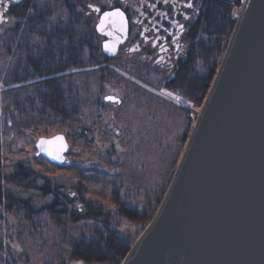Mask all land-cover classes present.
Returning a JSON list of instances; mask_svg holds the SVG:
<instances>
[{
  "label": "rangeland",
  "instance_id": "rangeland-1",
  "mask_svg": "<svg viewBox=\"0 0 264 264\" xmlns=\"http://www.w3.org/2000/svg\"><path fill=\"white\" fill-rule=\"evenodd\" d=\"M36 1L40 10L54 4ZM240 10L236 8V18ZM57 11L52 21L58 19ZM2 26L1 152L6 181L13 164L22 162L63 185L64 191L81 182L87 198L110 209L111 226L125 239L132 238L135 226L116 214L115 197L137 211L154 202L177 167L196 114L187 120L176 102L159 93L164 76L93 75L85 69L57 77L68 117H55L41 103L46 90L40 89V78L25 75L28 58L40 57L44 46L28 25L18 30L11 23ZM88 54H82L84 68L93 66ZM110 93L121 99L119 105L103 102V95ZM59 133L69 145L67 163L61 166L37 156L34 147L38 138ZM5 189L17 198L31 196L35 208L50 202L14 183L5 182ZM101 228L97 222L71 220L67 214L52 216L42 210L28 215L19 205H0V264H76L69 260L71 243L90 239Z\"/></svg>",
  "mask_w": 264,
  "mask_h": 264
},
{
  "label": "water",
  "instance_id": "water-1",
  "mask_svg": "<svg viewBox=\"0 0 264 264\" xmlns=\"http://www.w3.org/2000/svg\"><path fill=\"white\" fill-rule=\"evenodd\" d=\"M115 29L102 45L110 55L125 21ZM199 109L153 218L120 264H264V0H244ZM41 140L52 143L41 151ZM34 147L67 163L61 133Z\"/></svg>",
  "mask_w": 264,
  "mask_h": 264
},
{
  "label": "flooded vegetation",
  "instance_id": "flooded-vegetation-1",
  "mask_svg": "<svg viewBox=\"0 0 264 264\" xmlns=\"http://www.w3.org/2000/svg\"><path fill=\"white\" fill-rule=\"evenodd\" d=\"M52 1L53 5L44 4L40 10L36 0H0V33L2 25L11 23L16 30L28 25L31 34L44 46L40 57L28 58L25 75L50 78L89 69L93 75L164 76L162 84L171 79L180 59L197 43L198 23L208 3L192 0L193 7L188 8L187 0ZM115 8L124 13L123 20L103 16ZM57 9L58 19L54 17L52 21ZM124 21L126 36L116 53L110 55L102 45L110 41L108 36L118 34L115 26ZM179 25H184L183 31ZM84 51H89L87 61L93 64L90 68L83 67ZM109 96L120 102L105 100ZM103 102L119 105L121 99L110 93L103 95ZM180 111L187 120L191 118L188 110Z\"/></svg>",
  "mask_w": 264,
  "mask_h": 264
},
{
  "label": "trees",
  "instance_id": "trees-1",
  "mask_svg": "<svg viewBox=\"0 0 264 264\" xmlns=\"http://www.w3.org/2000/svg\"><path fill=\"white\" fill-rule=\"evenodd\" d=\"M230 1L239 8L244 2V0H208L205 13L198 23L200 33L195 34L197 43L183 55L174 68L171 79L163 84L165 89L188 100L194 107L200 106L206 95L218 59L222 58L234 28L236 18L232 17ZM37 77L40 78L38 81L40 89L46 90L41 95L43 106L51 115L67 118L58 78H49L45 75ZM1 134L0 110V205L8 208L19 205L28 215L45 210L52 216L67 214L71 220L85 219L101 225L102 228L96 229V234L90 239H79L71 243L69 260L76 264H120L135 239L153 218L174 171L173 169L154 202L148 204L142 211L124 207L115 197L116 214L128 224L135 226L132 238L125 239L118 233L116 227L111 226L110 209L97 200L87 198L85 185L81 182L64 191L63 185L54 183L49 177L22 162L13 164L6 181L3 173ZM5 182L14 183L25 190H34L41 198L48 197L50 202L35 208L31 196L17 198L7 193Z\"/></svg>",
  "mask_w": 264,
  "mask_h": 264
},
{
  "label": "snow or ice",
  "instance_id": "snow-or-ice-1",
  "mask_svg": "<svg viewBox=\"0 0 264 264\" xmlns=\"http://www.w3.org/2000/svg\"><path fill=\"white\" fill-rule=\"evenodd\" d=\"M17 2H19V0H17ZM165 3H167V0H165ZM89 7H91V6H89ZM185 7L192 8L193 7L192 0H187V3L185 4ZM95 11L98 12L99 8L95 9ZM103 16L106 17V18H120L121 20H123L124 13L119 8H115L114 10H112L110 12H104ZM186 19H188V17H186ZM178 27H179V29L181 31L184 30V25H179ZM104 47H105L106 51H110L107 44H105ZM167 95L172 97V93L171 92L167 93ZM173 98L176 99L177 103L180 102V98L179 97H173ZM105 100L111 101V100H114V98L113 97H105ZM115 102L119 103L120 101L119 100H115ZM55 139L58 140V141H63L64 137L63 136H57ZM51 143H52V141L41 140L37 144V147L40 148L41 151H44L45 149H44L43 146L45 144H51ZM61 149L63 150V145L61 146ZM56 158L59 159V156H57Z\"/></svg>",
  "mask_w": 264,
  "mask_h": 264
},
{
  "label": "bare ground",
  "instance_id": "bare-ground-1",
  "mask_svg": "<svg viewBox=\"0 0 264 264\" xmlns=\"http://www.w3.org/2000/svg\"><path fill=\"white\" fill-rule=\"evenodd\" d=\"M160 94H162L163 96H165L166 98L173 100L174 102L177 103L176 99H174L173 97H177L176 95L172 94V97L168 96L167 93H169L166 90H160L159 91ZM180 98V97H179ZM180 106H184L188 109H190L192 111L193 114H198L200 112V109H194L191 105H189L186 101H184L183 99L180 98V102L177 103Z\"/></svg>",
  "mask_w": 264,
  "mask_h": 264
},
{
  "label": "built area",
  "instance_id": "built-area-1",
  "mask_svg": "<svg viewBox=\"0 0 264 264\" xmlns=\"http://www.w3.org/2000/svg\"><path fill=\"white\" fill-rule=\"evenodd\" d=\"M230 5L232 6V17H235V12L236 13H238L237 11H236V6L235 5H233V3L232 2H230Z\"/></svg>",
  "mask_w": 264,
  "mask_h": 264
}]
</instances>
